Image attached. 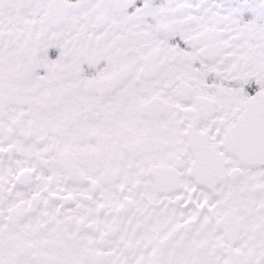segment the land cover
<instances>
[{
    "label": "snow or ice",
    "instance_id": "snow-or-ice-1",
    "mask_svg": "<svg viewBox=\"0 0 264 264\" xmlns=\"http://www.w3.org/2000/svg\"><path fill=\"white\" fill-rule=\"evenodd\" d=\"M0 264H264V0H0Z\"/></svg>",
    "mask_w": 264,
    "mask_h": 264
}]
</instances>
